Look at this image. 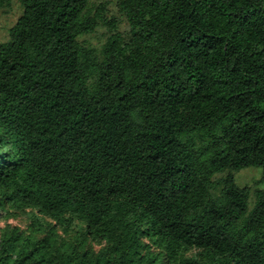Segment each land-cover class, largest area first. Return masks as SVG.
<instances>
[{
	"label": "trees",
	"instance_id": "obj_1",
	"mask_svg": "<svg viewBox=\"0 0 264 264\" xmlns=\"http://www.w3.org/2000/svg\"><path fill=\"white\" fill-rule=\"evenodd\" d=\"M19 1L0 43V205L78 234L5 231L0 264H264V190L249 210L233 173L216 178L264 181V0H119L129 30L100 55L80 40L91 0Z\"/></svg>",
	"mask_w": 264,
	"mask_h": 264
},
{
	"label": "rangeland",
	"instance_id": "obj_2",
	"mask_svg": "<svg viewBox=\"0 0 264 264\" xmlns=\"http://www.w3.org/2000/svg\"><path fill=\"white\" fill-rule=\"evenodd\" d=\"M119 0H91L93 13H98V26L95 31L80 36V40L86 48L93 50L100 55L103 46L108 38L116 31L126 36L129 25L126 17L119 10ZM23 5L19 0H7L6 4L0 8V43L10 40V29L15 25L18 18L23 14ZM112 23L115 26H112ZM5 147L1 148V152ZM233 173L235 181L240 187L249 189V210H251L257 199V191L264 190L263 170L260 167H247L241 170H226L216 175V178L225 176L227 173ZM3 197V191L0 190V199ZM54 228L56 246L66 241L68 244H75L78 232V223L75 221L69 228H65L56 224V222L47 215L41 213L37 208L22 206L20 208L13 207L11 203L0 205V239L5 231L21 233L23 238L28 235H34L42 238L48 235L50 230ZM150 249L155 252H163V248L155 245L152 240L146 238ZM104 247V244H97L95 241H86L84 248L98 251ZM194 256L198 257L199 250L196 248L183 249L179 258ZM167 262V258L164 259Z\"/></svg>",
	"mask_w": 264,
	"mask_h": 264
}]
</instances>
